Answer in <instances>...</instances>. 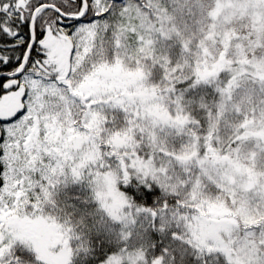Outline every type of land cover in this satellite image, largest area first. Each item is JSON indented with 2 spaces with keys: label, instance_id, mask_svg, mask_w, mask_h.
<instances>
[{
  "label": "snow or ice",
  "instance_id": "snow-or-ice-1",
  "mask_svg": "<svg viewBox=\"0 0 264 264\" xmlns=\"http://www.w3.org/2000/svg\"><path fill=\"white\" fill-rule=\"evenodd\" d=\"M0 264H264V0H0Z\"/></svg>",
  "mask_w": 264,
  "mask_h": 264
}]
</instances>
